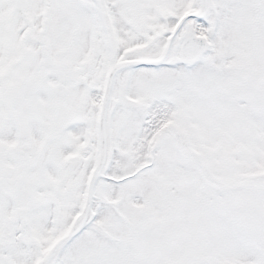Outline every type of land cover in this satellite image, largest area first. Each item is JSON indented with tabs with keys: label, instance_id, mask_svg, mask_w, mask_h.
Masks as SVG:
<instances>
[{
	"label": "snow or ice",
	"instance_id": "1",
	"mask_svg": "<svg viewBox=\"0 0 264 264\" xmlns=\"http://www.w3.org/2000/svg\"><path fill=\"white\" fill-rule=\"evenodd\" d=\"M0 264H264V0H0Z\"/></svg>",
	"mask_w": 264,
	"mask_h": 264
}]
</instances>
